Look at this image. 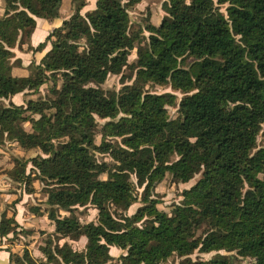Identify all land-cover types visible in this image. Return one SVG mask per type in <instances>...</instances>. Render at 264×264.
I'll return each mask as SVG.
<instances>
[{
  "label": "trees",
  "instance_id": "1",
  "mask_svg": "<svg viewBox=\"0 0 264 264\" xmlns=\"http://www.w3.org/2000/svg\"><path fill=\"white\" fill-rule=\"evenodd\" d=\"M140 2L96 0L83 14L88 0H73L74 12L34 46L37 19L59 18L61 0H4L0 137L45 154L15 159L11 176L44 185L58 237L86 239L81 250L52 238L41 250L62 264H107L112 247L124 251L120 264H163L174 255L179 264H237L220 253L191 257L221 250L264 264V0H166L160 24L135 30L130 10ZM15 48L45 52L34 74H11L21 64ZM110 75H121L119 90L102 87ZM50 81L53 97L13 101ZM151 85L184 96L178 102ZM169 107L178 108L176 118ZM97 117L107 120L101 128ZM197 174L171 213L158 207L156 187L167 176L188 183ZM89 206L97 222L83 223L77 212ZM16 213L2 215L1 237L16 233ZM11 258L38 264L27 248Z\"/></svg>",
  "mask_w": 264,
  "mask_h": 264
},
{
  "label": "rangeland",
  "instance_id": "2",
  "mask_svg": "<svg viewBox=\"0 0 264 264\" xmlns=\"http://www.w3.org/2000/svg\"><path fill=\"white\" fill-rule=\"evenodd\" d=\"M166 0H141L136 6L130 10V16L132 20V28L139 30L144 28L147 22H153L155 24H160L162 19L167 15L165 9ZM96 7V0H88L87 6L82 10L83 14L94 10ZM73 0H61L59 5V18L54 20H48L49 23H54L63 18H68L74 12ZM57 24L56 26H58ZM47 26H40V31L38 37L43 35ZM145 35L148 36L149 33L145 31ZM37 37V38H38ZM137 49L132 50L129 56V62L132 63L136 61ZM14 61V60H13ZM22 64H17L12 66L11 74L18 76H29L35 73L36 69L34 65H29L27 68H23ZM22 70H25L22 73ZM126 76L131 74L130 70H126ZM123 80H121V75H110L107 81L102 85L105 90H119L123 85ZM59 86L61 81H58ZM53 86V82L44 84L41 89L37 92H32L22 96L18 99V103L27 101L29 99H42L47 97H53L50 92V87ZM149 90L153 93H165L172 92L178 96V102L184 96L181 91H174L170 85H151L147 86ZM169 113L171 118H176L178 116L177 107H169ZM38 117V116H35ZM100 128L107 120L97 117ZM27 130L31 131L32 127L30 123H25ZM97 142L100 143V135L97 136ZM259 144H264V138L259 137ZM37 154L45 155L40 149H35L31 151H25L17 142L6 139V137H0V214L8 213L12 216L13 211H16V219L20 226L18 227L16 233H11L5 236L6 243L10 244L9 247L14 249V253L23 254L24 250L27 248L30 255L37 261L38 264H62L57 261L50 262L48 258L43 254L41 248L49 245L48 240L52 238V245L63 244L68 241L75 249L81 250L86 243V239L79 241L71 239H63L55 234L54 223L51 221L46 214V200L47 194L44 185L39 180H34L32 184L27 183V180L17 181L12 178V170L15 167V159L21 158L24 161L26 159L36 156ZM98 159L103 161L106 160L111 162L109 156H103L98 154ZM32 167V163H28L26 166V173H29ZM264 178V173L259 175ZM106 178V175L102 176ZM201 177L197 174L188 183H175L172 181L171 177L167 176L161 183L156 187V195L159 199L158 207L168 213H171L174 204L180 203L183 199V191L192 187L198 179ZM34 188L33 192H29V189ZM142 190L140 189L139 192ZM19 201H16V200ZM141 203L134 204L128 211L129 214H133ZM38 209L39 212H36ZM62 215L67 213L62 211ZM80 220L83 223H88L91 221L97 222L98 210L92 206L80 207L77 212ZM117 251H112L113 259L107 264H120L119 255L124 253L123 250L119 249ZM218 253L230 255L235 259L237 264H255V260L251 257H240L235 251L226 252L221 250L219 252L210 253H200L196 251L191 255L193 260L203 259L208 260L215 257ZM181 258L177 255L172 256L167 262L163 264H179Z\"/></svg>",
  "mask_w": 264,
  "mask_h": 264
},
{
  "label": "crops",
  "instance_id": "3",
  "mask_svg": "<svg viewBox=\"0 0 264 264\" xmlns=\"http://www.w3.org/2000/svg\"><path fill=\"white\" fill-rule=\"evenodd\" d=\"M3 13H4V0H0V17L3 15ZM64 19L65 18H63L62 20H58L56 22V24H54V23H49L48 19L38 18L37 19V27H36L34 33L32 34V37H31L32 45L37 46L41 41H43L46 38V36L55 27L60 26ZM57 24H59V25L56 26ZM41 25L47 26V27H46V30L43 33V35H40L38 37V33L40 31V26ZM13 50H14V52L16 54V56L14 57L13 60L21 59V64H22L21 66L23 68H27L33 62L36 63V64H39L41 59L43 58V56L45 54V52H42V53L38 52V53L34 54L32 51L20 50L19 48H15ZM24 72H25V70H22V73H24ZM28 93H19V94L15 95L13 97V101L15 103H17V104H25V101H23V100H22L21 103H18V99H21L22 96L24 97ZM1 219H2V214H0V222H1ZM5 240H6L5 237H1V234H0V264H16L15 261L11 258V252H13L14 249L10 248L9 247L10 244L6 243ZM112 250L113 251L115 250V251H117L119 253V249L116 248V247H112Z\"/></svg>",
  "mask_w": 264,
  "mask_h": 264
}]
</instances>
